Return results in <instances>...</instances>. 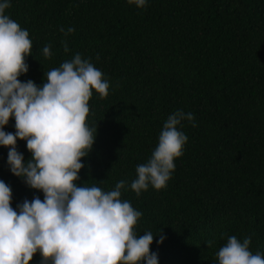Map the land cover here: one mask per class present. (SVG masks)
<instances>
[{"label": "trees", "instance_id": "obj_1", "mask_svg": "<svg viewBox=\"0 0 264 264\" xmlns=\"http://www.w3.org/2000/svg\"><path fill=\"white\" fill-rule=\"evenodd\" d=\"M10 5L6 14L28 30L33 45L22 82L42 86L45 71L77 52L110 82L107 98L93 90L89 101L87 122L98 133L77 183L109 191L126 181L121 198L142 212L135 231L153 233L150 249L159 264H217L215 252L231 235L250 236V250L264 252V0H148L145 8L127 0ZM69 27L75 32L65 37L60 29ZM45 45H51L50 59ZM177 109L193 113L196 124L182 122L183 155L165 188L149 186L137 196L130 188L136 167L151 157ZM14 125L13 117L4 130L14 133ZM17 149L25 162L31 158L25 140L18 139ZM8 151L0 146V180L11 187L18 211L25 199L44 194L10 171ZM40 261L37 253L30 264Z\"/></svg>", "mask_w": 264, "mask_h": 264}, {"label": "clouds", "instance_id": "obj_2", "mask_svg": "<svg viewBox=\"0 0 264 264\" xmlns=\"http://www.w3.org/2000/svg\"><path fill=\"white\" fill-rule=\"evenodd\" d=\"M148 0H127L145 8ZM10 0L0 2V146L8 147L10 171L24 179L44 198L25 199L12 207V189L0 180V264H30L35 254L40 264H159L150 245L154 235H137L142 216L130 201L122 199L129 187L120 180L112 190L83 186L82 158L88 156L98 133L87 122L93 90L101 99L109 95L110 82L90 59L77 52L59 67L45 71V83L38 86L19 77L29 71L26 58L32 55V41L6 14ZM65 37L75 32L61 28ZM65 53L67 40L62 41ZM43 56L53 55L51 45ZM99 59V56H97ZM15 119L14 133L4 127ZM195 127L193 113L177 109L170 114L158 137V146L146 163L137 165L130 188L137 196L149 186L161 190L175 170V159L183 155L188 136L180 130L183 121ZM25 140L31 158L25 162L17 141ZM161 231L158 232L161 233ZM157 235V234H156ZM165 237L161 235L159 243ZM250 236L236 235L215 252L217 264H264V252L250 250ZM209 247L212 241H207Z\"/></svg>", "mask_w": 264, "mask_h": 264}]
</instances>
